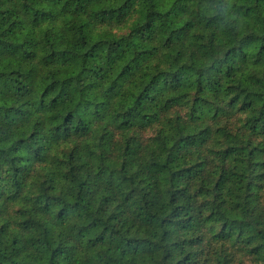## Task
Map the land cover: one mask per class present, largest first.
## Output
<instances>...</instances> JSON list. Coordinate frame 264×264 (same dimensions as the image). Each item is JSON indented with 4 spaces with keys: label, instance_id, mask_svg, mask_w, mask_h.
Masks as SVG:
<instances>
[{
    "label": "trees",
    "instance_id": "1",
    "mask_svg": "<svg viewBox=\"0 0 264 264\" xmlns=\"http://www.w3.org/2000/svg\"><path fill=\"white\" fill-rule=\"evenodd\" d=\"M262 251L264 0H0V264Z\"/></svg>",
    "mask_w": 264,
    "mask_h": 264
},
{
    "label": "clouds",
    "instance_id": "2",
    "mask_svg": "<svg viewBox=\"0 0 264 264\" xmlns=\"http://www.w3.org/2000/svg\"><path fill=\"white\" fill-rule=\"evenodd\" d=\"M206 8H210L211 11H216V6L215 5H211V6H206ZM64 111H66V109H64ZM45 131H47V129H45ZM205 155H207V152H205ZM259 242V241H257ZM261 256H264V251L261 252L260 254Z\"/></svg>",
    "mask_w": 264,
    "mask_h": 264
}]
</instances>
